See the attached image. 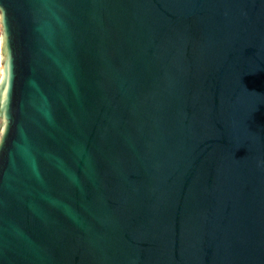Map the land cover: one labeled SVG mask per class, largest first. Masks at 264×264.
I'll return each instance as SVG.
<instances>
[{
  "label": "water",
  "instance_id": "1",
  "mask_svg": "<svg viewBox=\"0 0 264 264\" xmlns=\"http://www.w3.org/2000/svg\"><path fill=\"white\" fill-rule=\"evenodd\" d=\"M0 264H264V0H0Z\"/></svg>",
  "mask_w": 264,
  "mask_h": 264
},
{
  "label": "bare ground",
  "instance_id": "2",
  "mask_svg": "<svg viewBox=\"0 0 264 264\" xmlns=\"http://www.w3.org/2000/svg\"><path fill=\"white\" fill-rule=\"evenodd\" d=\"M0 65H1V57H0Z\"/></svg>",
  "mask_w": 264,
  "mask_h": 264
}]
</instances>
